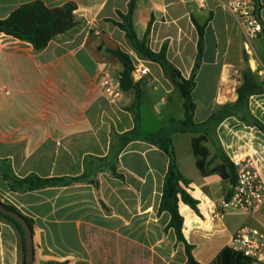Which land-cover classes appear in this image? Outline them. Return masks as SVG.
Segmentation results:
<instances>
[{"label":"crops","instance_id":"obj_1","mask_svg":"<svg viewBox=\"0 0 264 264\" xmlns=\"http://www.w3.org/2000/svg\"><path fill=\"white\" fill-rule=\"evenodd\" d=\"M35 1L50 8L74 4L81 24L40 52L0 33V162L13 177L64 180L12 191L0 167V196L33 222V264H186L184 245L168 229L170 215L159 213L168 155L142 137L123 141L133 131L144 136L175 130L185 119L184 99L171 79L159 64L138 58L118 26L131 0H0V20ZM258 8L264 25V0ZM132 22L152 51L166 47L167 60L185 79L197 62V25L203 27L192 93L198 124L237 101L245 70L264 81V32L248 39L235 15L215 0H137ZM118 49L149 69L140 80L138 109L133 91H123L115 104L103 95L99 72L120 78L123 71L110 52ZM151 89L159 96L154 102ZM248 111L264 125V94L250 97ZM216 132L228 158L234 163L251 157L264 181V133L236 116ZM200 135L174 133L172 140L178 169L190 181L187 190L199 201L200 214L180 204L184 236L199 263L211 264L239 230L227 218L242 213L222 210L233 185L217 170L223 162L211 141L203 144L208 158L195 154ZM250 217L252 227L264 229V209ZM199 245L205 246L200 256ZM0 264H26L19 229L1 218Z\"/></svg>","mask_w":264,"mask_h":264},{"label":"trees","instance_id":"obj_2","mask_svg":"<svg viewBox=\"0 0 264 264\" xmlns=\"http://www.w3.org/2000/svg\"><path fill=\"white\" fill-rule=\"evenodd\" d=\"M137 0H131L129 12L122 16L123 23L118 26L125 31L126 37L132 44L133 50L137 55L147 61L159 64L164 73L171 79L174 86L178 89L184 99L185 119L179 123L177 129L172 131H161L144 136L137 134L136 131L124 135V143L127 145L130 141L138 138L150 142L163 150L169 157V168L164 181L163 196L159 206V213H168L171 221L168 229H173L179 243L184 245L187 257L186 264H200L194 256L195 246L188 243L184 236L185 220L180 212V204H184L193 209L197 214L199 211V201H197L188 192L187 188L190 181L185 179L177 166V157L173 146L172 134L174 133H192L201 134L194 139V150L197 156L204 158L209 157V152L204 147V143L211 141L216 147L219 157L222 159V165L217 169L221 177L229 180L233 187L236 184V168L234 163L228 158L223 151L221 143L217 137V126L223 120L230 116L239 117L246 124L258 127L264 133V125L251 115L248 111V103L251 96L264 94V81L257 80L251 71L245 70L244 82L238 88V99L234 103H227L219 106L205 123L198 124L195 122L196 104L193 101L192 93L196 87V74L200 69L201 57L203 53V27H198L199 48L197 62L190 79H185L181 72L174 67L166 57V47L156 53L147 47L145 41L139 40L132 22L133 14L136 9ZM76 6L66 4L63 7L50 8L42 1L27 3L16 9L12 14L3 20H0V33L13 36L21 41L33 45L36 52L43 51L49 44L60 36L67 35L77 29L81 22L76 15ZM111 54L119 59L123 65V71L120 75V86L123 91H133L135 93L134 109H138L142 96V83L135 81L133 71L135 62L131 56L121 50H111ZM214 160V158L212 159ZM212 163V161H210ZM0 164H2L0 162ZM6 172V171H5ZM4 178L11 182V190H39L47 187L59 186L64 183L62 178L44 179L37 175L26 178H17L10 176L7 172ZM229 197V196H228ZM0 202L8 210L14 211L21 215L31 226L33 231V222L30 218L23 215L10 201L0 196ZM0 218L13 223L20 231L23 237L25 249L24 230L19 222L14 218L0 212ZM211 264H253V262L240 253L225 247L218 255L216 260Z\"/></svg>","mask_w":264,"mask_h":264},{"label":"built area","instance_id":"obj_3","mask_svg":"<svg viewBox=\"0 0 264 264\" xmlns=\"http://www.w3.org/2000/svg\"><path fill=\"white\" fill-rule=\"evenodd\" d=\"M229 10L240 22L248 39L258 38L264 32L259 16L258 0H215ZM149 69L135 64L133 78L140 81ZM103 95L113 104L122 95L120 78L106 70L99 72ZM236 184L232 194L222 202L224 212L255 215L264 209V181L256 162L251 157L235 161ZM228 248L250 259L253 264H264V229L244 226L229 240Z\"/></svg>","mask_w":264,"mask_h":264},{"label":"rangeland","instance_id":"obj_4","mask_svg":"<svg viewBox=\"0 0 264 264\" xmlns=\"http://www.w3.org/2000/svg\"><path fill=\"white\" fill-rule=\"evenodd\" d=\"M137 56L141 60H144L139 55H137ZM135 64H139V62L137 61V62H135ZM148 96H149V100H151V102H154L156 99H159V96L157 94H155L154 92H152V89L149 91ZM149 110H150V107L147 106V108H146V105L142 108L144 120L147 121V125L151 126L150 122L152 121V118H151V114H150ZM0 167H2L3 171H6V169H5L6 164H4V163L0 164ZM4 173H6V172H4ZM250 216L251 215H247V214H233V216L230 215L226 221H229L231 223L232 229L234 231H236V230H238L244 226L252 227L250 225V222H249L250 218H251ZM196 249H197L196 253L200 256V253L202 252L203 249H205V246L199 245V246H197Z\"/></svg>","mask_w":264,"mask_h":264},{"label":"water","instance_id":"obj_5","mask_svg":"<svg viewBox=\"0 0 264 264\" xmlns=\"http://www.w3.org/2000/svg\"><path fill=\"white\" fill-rule=\"evenodd\" d=\"M0 212L14 218L22 226L25 237L26 264H33L34 243H33V231L31 226L21 215H19L14 211L8 210L1 202H0Z\"/></svg>","mask_w":264,"mask_h":264}]
</instances>
